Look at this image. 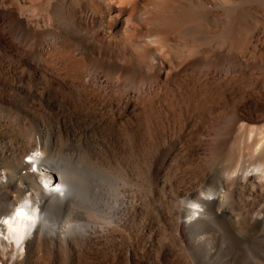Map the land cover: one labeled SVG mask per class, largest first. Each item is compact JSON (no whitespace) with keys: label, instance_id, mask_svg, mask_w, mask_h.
<instances>
[{"label":"bare ground","instance_id":"bare-ground-1","mask_svg":"<svg viewBox=\"0 0 264 264\" xmlns=\"http://www.w3.org/2000/svg\"><path fill=\"white\" fill-rule=\"evenodd\" d=\"M0 264H264V0H0Z\"/></svg>","mask_w":264,"mask_h":264},{"label":"snow or ice","instance_id":"snow-or-ice-1","mask_svg":"<svg viewBox=\"0 0 264 264\" xmlns=\"http://www.w3.org/2000/svg\"><path fill=\"white\" fill-rule=\"evenodd\" d=\"M17 214L19 215V216H21V217H23V216H25V211H24V209H18V212H17Z\"/></svg>","mask_w":264,"mask_h":264}]
</instances>
